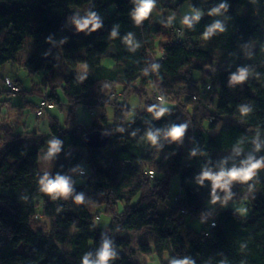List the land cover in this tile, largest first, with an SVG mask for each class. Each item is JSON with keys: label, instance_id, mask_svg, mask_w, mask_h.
I'll return each instance as SVG.
<instances>
[{"label": "trees", "instance_id": "trees-1", "mask_svg": "<svg viewBox=\"0 0 264 264\" xmlns=\"http://www.w3.org/2000/svg\"><path fill=\"white\" fill-rule=\"evenodd\" d=\"M154 1L175 12L189 2L201 14L177 29L183 31L178 42L177 30L157 28L152 16L133 18L137 0H0V67L16 61L30 37L36 48L22 64L31 74L53 72L58 53L69 70L60 83L44 80L38 104H14L0 87V264H83L86 256L96 261L105 242L115 254L109 264H148L139 253L156 254L161 264H264V167L247 181L226 179L223 187L200 179L206 171L219 175L264 160V0ZM88 4L100 27L80 31L74 21L89 13L76 15L71 6ZM217 23L221 29H214ZM242 72V81L234 79ZM7 78L0 75V86ZM150 85L164 93L163 101L147 96ZM46 89L68 109L64 124L53 109L42 116L49 117V133L13 115L36 110ZM133 95L143 105L129 120ZM80 106L92 111L88 125L76 120ZM231 118L236 122L218 125ZM25 126L32 130L21 131ZM181 126L183 137L173 140L169 131ZM95 130L110 134L105 147L86 145L85 135ZM50 140L59 150L48 178L67 180V194L42 190L39 161ZM175 178L180 194L162 214ZM226 197L250 199L252 214L242 221L234 210H218L211 218ZM102 214L112 217L106 228L97 225ZM193 219L206 223L201 231L189 224ZM211 222L217 226L206 235ZM128 231H144L147 242L134 248L123 238ZM67 242L68 251L61 247Z\"/></svg>", "mask_w": 264, "mask_h": 264}, {"label": "rangeland", "instance_id": "rangeland-1", "mask_svg": "<svg viewBox=\"0 0 264 264\" xmlns=\"http://www.w3.org/2000/svg\"><path fill=\"white\" fill-rule=\"evenodd\" d=\"M93 6V4H88L85 7H77V6H71V11L76 15H85L90 13V9ZM116 10L115 6L111 7V11L114 12ZM197 14H201V12L196 11L189 2L185 3L178 12L171 11V10H164L160 7V5L154 1V8L152 9L149 16H152L156 24L158 25L157 28L160 29V27L164 24L167 25V27L171 30H177L178 28H182L184 25V20L187 17H195ZM155 28V32L157 30ZM161 38L159 37V40ZM256 46V43L251 44L248 46L247 50L252 49ZM35 45L33 44L30 37H27L25 39L24 48L19 52L18 59L16 61H12L7 63L6 65L0 67V75L3 77H8L17 83H20L25 93L23 94H13L10 92H4L3 97H9L13 100L12 103L14 104H25L27 101H31L35 104H38L40 101V88H44L43 82L47 78L51 83H60L64 81L65 75L69 73V70L64 63L63 57L60 53L56 56V62L57 65L53 72L50 70L41 71L36 74H31L24 66H23V60L28 58L30 55H32L35 51ZM161 53L158 51L156 53L157 57H160ZM109 59H104L103 64L108 66H113L114 63L110 62ZM209 70V68H207ZM6 84H2L0 87L5 88ZM61 93V91H60ZM119 97L122 98V89H120ZM148 96V95H147ZM64 103H66V99L63 98ZM130 106H131V113L128 115V119L132 120L135 118L138 110L143 105V99L140 98L138 95H133L130 99ZM26 110V123L33 128L38 129L40 132L43 133H49V117L46 115L45 117L38 118L36 115V110L33 108H27ZM96 112V110H95ZM52 114L57 115L60 117L62 123H65V118L68 114V109L63 107L57 106L55 110L52 111ZM107 114L109 118L112 120L114 116V106L108 105L107 106ZM13 115L16 116V118L22 123H24L25 114L23 111L13 112ZM77 121L83 122L85 124H89L91 122V116L92 111L90 109H86L83 107H79L77 110ZM228 121H234V119H220L218 120V125L221 127L225 122ZM219 127V129H220ZM25 130L31 129L27 126L22 127ZM32 130V129H31ZM53 140L49 141V144L44 149L40 156L39 161V169L41 174H45L47 176L53 175V153L50 154V143ZM4 150V149H3ZM2 150V152H3ZM82 167H85L82 165ZM77 182L79 184H85L86 179L82 176H78ZM252 192V195H254L258 188L250 189ZM181 188H180V182L178 178H175L172 181L171 184V192H170V198L167 200L166 203H162L159 207V212L162 214H168L172 211V208H174L176 200L178 198V195L180 194ZM39 213L43 211V200L39 199ZM211 204V203H209ZM214 206V205H213ZM218 210H234L238 213L240 216V219L244 221L246 218H248L253 211L252 201L250 199H244L243 201H238L237 199H233L230 197H226L224 202L221 204V207L215 208L212 212L211 218H214L216 216V212ZM111 216L107 214H102V217L100 220H97V225L101 228H106L108 224L111 221ZM198 220L199 224H202V227L206 225V223L201 219H195ZM73 233V231H71ZM123 238H127L131 243L132 246L136 249H139L144 243L147 242V237L144 231L137 232V231H128ZM62 249L68 251L70 250L71 246L70 243L67 242L65 244L61 245ZM137 259L139 261L146 260L148 264H161L159 257L156 254H143L139 253L137 256Z\"/></svg>", "mask_w": 264, "mask_h": 264}, {"label": "clouds", "instance_id": "clouds-1", "mask_svg": "<svg viewBox=\"0 0 264 264\" xmlns=\"http://www.w3.org/2000/svg\"><path fill=\"white\" fill-rule=\"evenodd\" d=\"M138 7L136 8L135 12L133 13V18L137 21H141L146 19L152 9L154 8V0H137ZM222 8L225 6H221ZM216 12H219V9L216 10ZM194 19H199V14L194 17ZM76 24L78 30L84 31L89 27V25H92L93 31L97 30L100 27V24L98 22L97 16L95 14L89 13V18L84 19L83 21L77 19L74 21ZM184 23H190L189 19L186 17L184 20ZM214 29H221V25L217 23L214 25ZM214 29H209L208 33L206 35L210 34ZM113 36H115V32L113 33ZM245 78V73H241L239 77H235L234 79L243 80ZM151 111V110H150ZM165 110H161L158 115L162 116L164 114ZM186 129L185 127H173L168 135L173 140H179L183 137ZM149 138L152 140L153 143L156 142L157 136L149 134ZM59 150V142L53 140L50 143V154L54 153ZM246 167L243 169H236L233 168L230 172L221 171L219 175H213L211 172H204L203 176L200 178L201 182L204 180H210L213 182L215 187H223L226 186V179L231 180H240V181H247L252 179L254 174L258 169H261L264 167V160L253 162L251 159L246 162ZM223 182V183H222ZM43 186L42 190L48 193L58 192L67 194L70 192V186L67 180L61 177H57L55 181H52L48 178L46 175L44 179L40 182ZM79 201H82V197L77 198ZM114 252L111 249V245L108 242H105L103 249L98 255V258L96 261H90L89 257H85L83 260V264H109V261L114 258ZM172 264H190L189 261L185 260L182 262H176L173 261Z\"/></svg>", "mask_w": 264, "mask_h": 264}, {"label": "built area", "instance_id": "built-area-1", "mask_svg": "<svg viewBox=\"0 0 264 264\" xmlns=\"http://www.w3.org/2000/svg\"><path fill=\"white\" fill-rule=\"evenodd\" d=\"M182 37H183V31L177 30V36H176L177 41L180 42L182 40ZM207 68H209V70H207ZM205 70L208 73H212L213 75L216 74V70L214 68H212L211 66H206ZM210 88H211V85L209 84L207 86V89H210ZM6 90L11 92V93H18L20 91V87L14 80L7 78L6 79ZM145 90H146L147 95L150 98L155 99L157 101H163L164 100V93L161 90L157 89L155 86H153V85L147 86ZM48 95H49V92L46 89L45 92L43 93L42 100L36 109V115L38 117H42L48 110H52L57 106L56 103L54 101H52ZM150 174H151V177H154L155 173L151 172ZM216 226H217L216 222H211L210 225H208L205 228L204 233L206 235H210L212 228H214Z\"/></svg>", "mask_w": 264, "mask_h": 264}, {"label": "water", "instance_id": "water-1", "mask_svg": "<svg viewBox=\"0 0 264 264\" xmlns=\"http://www.w3.org/2000/svg\"><path fill=\"white\" fill-rule=\"evenodd\" d=\"M85 143L91 148L105 147L110 141V134L104 130H95L85 135Z\"/></svg>", "mask_w": 264, "mask_h": 264}, {"label": "crops", "instance_id": "crops-1", "mask_svg": "<svg viewBox=\"0 0 264 264\" xmlns=\"http://www.w3.org/2000/svg\"><path fill=\"white\" fill-rule=\"evenodd\" d=\"M28 102V101H27ZM23 104V103H22ZM80 107H83V108H85L84 106H80ZM54 110V109H53ZM23 113L25 114V119H24V121H26V110H24L23 111ZM78 122H80V121H78ZM83 123V122H82ZM85 124V123H84ZM90 124V123H89ZM86 125H88V124H86ZM23 130H21V131H23V132H26V131H29L30 129H28V130H25L24 128H22ZM189 224L193 227V228H195L197 231H201V229L204 227H202V224H199L198 223V220H195V219H193V220H190V222H189Z\"/></svg>", "mask_w": 264, "mask_h": 264}]
</instances>
